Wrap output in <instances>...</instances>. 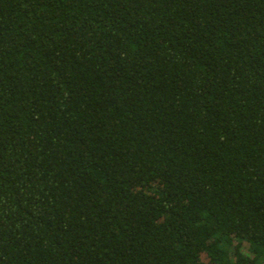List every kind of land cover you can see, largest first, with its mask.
Segmentation results:
<instances>
[{
    "label": "trees",
    "instance_id": "trees-1",
    "mask_svg": "<svg viewBox=\"0 0 264 264\" xmlns=\"http://www.w3.org/2000/svg\"><path fill=\"white\" fill-rule=\"evenodd\" d=\"M0 264H264V0H0Z\"/></svg>",
    "mask_w": 264,
    "mask_h": 264
}]
</instances>
